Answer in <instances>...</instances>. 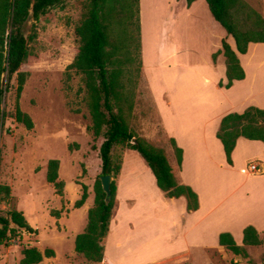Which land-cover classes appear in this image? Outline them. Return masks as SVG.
Masks as SVG:
<instances>
[{"label": "rangeland", "instance_id": "obj_1", "mask_svg": "<svg viewBox=\"0 0 264 264\" xmlns=\"http://www.w3.org/2000/svg\"><path fill=\"white\" fill-rule=\"evenodd\" d=\"M246 1L262 12L263 0ZM85 3V0H60L38 19L31 18L22 28L27 38V54L19 68L25 81L18 101L21 110L31 117L33 128L27 129L14 119L18 86L17 74H14L5 94L4 115L0 122V214L6 215L11 209L20 211L32 230H22L21 238L12 239L8 245L0 244V264H19L22 248L29 246L40 251L45 248L54 250V256L43 258L38 264H109L103 259L101 262L88 261L74 250L75 236L84 229L87 219V210H76L74 203L80 198L82 185L87 188L85 203L88 207L93 203V185L101 172L99 146L103 140L102 136L93 138L89 130L90 117L82 75L71 66L79 46L74 28L85 11ZM170 6L171 0L140 1L139 22L143 24L147 52L152 50L159 27L164 33L171 32ZM120 16L117 14L116 18ZM128 23L126 43L132 62L124 66V83L126 94L132 102V109L127 111L129 128L135 136L161 148L169 163L179 170L171 138L162 126L142 71L140 32L134 18ZM113 32L111 41H115L117 35L123 36L120 27H115ZM170 41L171 37H166L162 45L167 47ZM148 53L151 58L152 51ZM118 55L124 57V52L120 51ZM170 74L171 71H168L166 75ZM188 77L198 79L194 74ZM158 79V73L153 74L155 86H159ZM127 153L129 149L126 145H114L111 150L113 168L120 169L126 159L128 168L125 173L132 171L129 166L139 170V165L135 164L141 159L138 155L137 158ZM49 159L59 161L58 180L63 182L61 194L46 180ZM244 159L238 168L244 164L247 168L255 160ZM204 163L206 159L200 155L197 168L208 185L212 181V174ZM119 172L115 179L116 190ZM126 179L131 180V177L126 176ZM133 184L137 186L134 194L141 201L123 214L126 217L119 219L122 221L121 229L106 245L108 251L113 253H119L123 248L130 249L126 253L131 254L123 259L126 264L160 257L168 251L160 241L156 223L149 222L151 217L144 216L142 212L137 214L139 208H145V212H158L161 200L156 197V187L146 174L139 176ZM5 186L9 188L8 194L3 189ZM122 201L128 205V202ZM130 220L131 226L128 225ZM149 230L152 232L148 233ZM259 236L260 244L243 245L246 257L233 258L225 248H208L206 253L195 248L192 255L185 253L153 264H264V231ZM102 244L105 247L103 241Z\"/></svg>", "mask_w": 264, "mask_h": 264}, {"label": "crops", "instance_id": "obj_2", "mask_svg": "<svg viewBox=\"0 0 264 264\" xmlns=\"http://www.w3.org/2000/svg\"><path fill=\"white\" fill-rule=\"evenodd\" d=\"M170 7L171 36L159 27L152 50H148L153 53L151 58L146 50L143 24L139 22L142 71L166 134L182 149L177 177L197 193L199 206L188 212L184 197H166L139 153L129 149L127 154L138 155L141 160L135 164L139 165L137 172L129 166L132 171L125 173L128 168L126 159L119 169L117 205L108 233L102 240L105 245L103 260L109 264H126L123 259L131 254L126 253L130 249L124 248L119 253L110 252L106 245L121 229L122 221L119 219L126 217L123 214L141 201L134 194L137 186L133 181L144 174L149 175L156 187V197L160 198L161 204L158 212H145V208H139L137 214L142 212L144 216L151 217L149 222L156 223L160 241L168 251L160 257L133 264H153L185 253L192 255L195 248L205 253L208 248H224L218 242L221 232L231 233L235 242L243 245L242 231L247 225H252L259 233L264 231V143L238 137L231 153L232 164H228L216 136L220 119L225 114L241 112L248 106L264 109V42H250L245 53H237L244 77L234 80L228 88L220 87V81L226 82L225 57L218 53L213 61L212 54L221 50L223 38L235 50L233 37L215 21L205 0H194L189 6L185 0H171ZM262 8L264 16V0ZM166 37H171V41L164 47L162 40ZM168 71H171L170 75H166ZM155 73L159 76V86L152 82ZM189 74L198 79L192 80ZM200 155L206 159L204 165L211 169L212 181L208 185L197 168ZM245 157L254 158L261 172L251 173L245 164L238 168ZM90 207L84 202L76 210L88 211ZM223 221L226 223L222 225ZM130 222L128 225L131 226Z\"/></svg>", "mask_w": 264, "mask_h": 264}, {"label": "trees", "instance_id": "obj_3", "mask_svg": "<svg viewBox=\"0 0 264 264\" xmlns=\"http://www.w3.org/2000/svg\"><path fill=\"white\" fill-rule=\"evenodd\" d=\"M85 11L74 32L79 46L71 66L82 75L86 94V106L89 112L93 138L99 136L103 140L99 146L101 172L93 185V205L87 211L84 229L76 234L74 250L91 262H101L104 255L103 238L109 230V223L114 215L116 200V176L119 167L111 165V150L114 145L123 144L128 149L135 150L152 171L157 187L166 197H184L186 210L198 208L197 193L188 185L183 184L177 177L178 168L172 166L164 151L148 143L144 138L135 136L129 128L128 112L132 102L125 91V64L132 62L128 50V21L135 19L137 30L140 32L139 0H85ZM194 0H185L189 6ZM60 0H0V122L3 118V103L9 90V83L17 74L18 86L14 104L13 116L16 122L25 128L32 129L31 117L19 106V96L25 81L24 74L19 68L26 58L27 38L22 30L25 20L38 19L49 8ZM215 21L223 27L227 35L234 39L235 50L227 42L221 41V50L212 54L215 61L218 53L225 57L226 82L220 81V87L228 88L234 80L244 77L237 53H245L250 42H264V16L250 6L246 0H205ZM121 14L120 18H116ZM115 27H120L123 36L110 37ZM130 35V34H129ZM121 37V38H120ZM124 52V57L118 55ZM220 140L228 164H232L231 153L238 137L260 140L264 143V109L248 106L241 112H229L221 117L216 132ZM171 144L176 155L177 167L182 160V149L171 138ZM59 161L49 159L46 169V180L61 194L63 182L58 180ZM111 174L110 194L107 195L100 183V176ZM5 193L9 188L5 186ZM87 198V188L82 185L80 198L74 203L75 207L83 205ZM31 232L22 212L11 209L6 215L0 214V244H9L12 239L21 238V232ZM243 245H258L261 243L259 232L252 225L243 228ZM218 242L233 258L246 257L243 245H238L231 233L221 232ZM19 264H38L43 258L54 256V250L45 248L43 251L36 247H23Z\"/></svg>", "mask_w": 264, "mask_h": 264}, {"label": "water", "instance_id": "obj_4", "mask_svg": "<svg viewBox=\"0 0 264 264\" xmlns=\"http://www.w3.org/2000/svg\"><path fill=\"white\" fill-rule=\"evenodd\" d=\"M31 19V14L28 15L27 19L24 22V25L29 22V20ZM23 25V27H24ZM22 27V28H23ZM113 177L111 174H103L100 176V183H101V187L103 189V191L109 195L110 194V183L112 181Z\"/></svg>", "mask_w": 264, "mask_h": 264}, {"label": "built area", "instance_id": "obj_5", "mask_svg": "<svg viewBox=\"0 0 264 264\" xmlns=\"http://www.w3.org/2000/svg\"><path fill=\"white\" fill-rule=\"evenodd\" d=\"M247 169L249 172L251 173H260L261 172V167L260 165L257 163V162H250L248 165H247Z\"/></svg>", "mask_w": 264, "mask_h": 264}]
</instances>
